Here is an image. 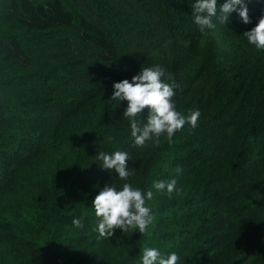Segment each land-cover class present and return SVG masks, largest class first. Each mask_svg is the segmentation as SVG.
I'll return each mask as SVG.
<instances>
[{"label": "trees", "instance_id": "16d2710c", "mask_svg": "<svg viewBox=\"0 0 264 264\" xmlns=\"http://www.w3.org/2000/svg\"><path fill=\"white\" fill-rule=\"evenodd\" d=\"M0 264H264V0H0Z\"/></svg>", "mask_w": 264, "mask_h": 264}, {"label": "rangeland", "instance_id": "374dc122", "mask_svg": "<svg viewBox=\"0 0 264 264\" xmlns=\"http://www.w3.org/2000/svg\"><path fill=\"white\" fill-rule=\"evenodd\" d=\"M102 211H103V214H104L105 218L111 220L109 207L106 206V205L103 206V210Z\"/></svg>", "mask_w": 264, "mask_h": 264}]
</instances>
